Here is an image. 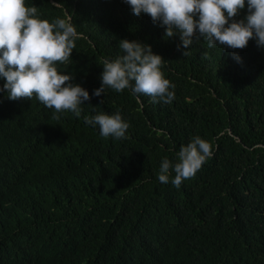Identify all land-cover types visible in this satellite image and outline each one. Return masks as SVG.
<instances>
[{"label":"trees","instance_id":"obj_1","mask_svg":"<svg viewBox=\"0 0 264 264\" xmlns=\"http://www.w3.org/2000/svg\"><path fill=\"white\" fill-rule=\"evenodd\" d=\"M25 2L75 26V49L58 67L91 99L79 118L54 120L35 96L0 91V264H264V48L255 39L209 48L197 32L178 49V36L166 39L124 0ZM246 15L247 0L235 19ZM121 39L163 57L171 103L131 89L93 95L102 61L123 55ZM117 111L124 139L102 138L84 120ZM195 136L212 156L179 189L174 172L161 183L162 160L178 162Z\"/></svg>","mask_w":264,"mask_h":264},{"label":"clouds","instance_id":"obj_2","mask_svg":"<svg viewBox=\"0 0 264 264\" xmlns=\"http://www.w3.org/2000/svg\"><path fill=\"white\" fill-rule=\"evenodd\" d=\"M134 15L142 13L151 17L154 24L165 29V38L179 37L178 49H190L193 36L207 42L209 48L219 44L231 49H243L255 39L264 48V0H247V15L236 20L245 8V0H124ZM79 38L75 26L68 19L55 18L51 22L41 19L36 6L25 0H0V77L6 82L9 100L31 99L35 96L46 108L53 109L52 119L59 113L70 111L81 116V105L91 99L89 92L73 84L72 74H65L58 65L68 64ZM118 47L123 55L102 61L101 86L94 90L96 97L105 88L116 92L131 89L134 95H147L153 102L171 103L175 85L162 71L164 59L153 53L150 45L138 40L121 39ZM183 52L187 56L189 51ZM207 55V53H205ZM233 59L242 62L239 55ZM95 110V108H93ZM85 123L99 126L102 138H126L129 124L119 111L99 112L84 116ZM209 142L200 136L181 146L173 164L165 157L160 165L158 180L171 183L177 189L182 181L195 176L203 163L212 156Z\"/></svg>","mask_w":264,"mask_h":264}]
</instances>
